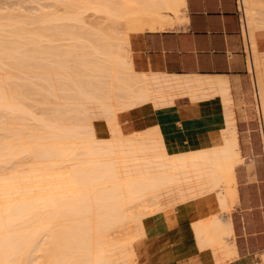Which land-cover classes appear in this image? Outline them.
<instances>
[{
  "label": "bare ground",
  "instance_id": "obj_1",
  "mask_svg": "<svg viewBox=\"0 0 264 264\" xmlns=\"http://www.w3.org/2000/svg\"><path fill=\"white\" fill-rule=\"evenodd\" d=\"M54 1L0 12V264H139V237L185 223L199 250L229 263L238 253L232 219L221 212L237 199L231 187L242 160L230 82L139 72L133 61L132 36L183 23L185 0H120V9L113 0ZM262 1L241 2L256 29H264ZM89 10L126 29L85 27L80 15ZM254 49L264 137L256 90L264 92V72L256 75L264 53ZM139 105L169 125L122 132L119 113ZM217 126L220 144L169 152L166 138L203 137ZM160 200L169 206L135 217L130 238H111L133 217L132 204Z\"/></svg>",
  "mask_w": 264,
  "mask_h": 264
},
{
  "label": "crops",
  "instance_id": "obj_2",
  "mask_svg": "<svg viewBox=\"0 0 264 264\" xmlns=\"http://www.w3.org/2000/svg\"><path fill=\"white\" fill-rule=\"evenodd\" d=\"M241 2L242 0H185V7L182 10V17L185 19L183 23L163 32H147L132 36L131 48L135 69L144 73L222 76L227 77L233 85L239 82L242 92L250 91L251 81L244 39L246 33L249 35V28ZM254 37L257 52L262 55L264 29H255ZM236 92L232 90V93ZM146 109L139 108L136 112ZM149 118L153 122L147 124L146 129L159 125L154 113ZM216 132H219L218 129H212L209 135L203 136L204 138L198 135L166 138L169 152L216 145L213 136ZM257 141L256 138L255 142ZM239 149L241 153L240 142ZM184 234L183 231L181 233L173 230L163 235H150L141 239L135 244L138 263L216 264L211 251L199 250L195 241ZM251 253L246 254L239 250V256L237 254L238 257L227 264H264V258L258 259L255 253ZM263 255L264 249L262 257Z\"/></svg>",
  "mask_w": 264,
  "mask_h": 264
},
{
  "label": "rangeland",
  "instance_id": "obj_3",
  "mask_svg": "<svg viewBox=\"0 0 264 264\" xmlns=\"http://www.w3.org/2000/svg\"><path fill=\"white\" fill-rule=\"evenodd\" d=\"M113 1H115V8L120 9L121 8L120 0H113ZM116 1H118L117 3L119 4V6H118V4H116ZM262 2H264V1H262ZM33 3H34V0L31 3H30V0H0V12H6L8 10L12 11L13 7H16V8L20 7L19 5H21V8L24 9L26 12L28 11V9H29L28 12H32V11L34 12L33 8L35 7L36 2L34 3V6H33ZM23 5H24V7H23ZM36 5H37V3H36ZM31 6L33 8H31ZM116 6H118V7H116ZM61 7L59 5V6L55 7L54 9H52V11H55V9H58L56 11H58L57 13H59V10L62 9ZM3 9H5L6 11ZM14 10H15V8H14ZM86 12H84V14L82 13L83 15L82 16L80 15V17L86 21V22L84 21L83 24L85 23L84 26L87 25L88 28L90 27L89 29H93V26L95 29H97V28L98 29H103V28L104 29H109V28L111 29V27H112L111 30L116 29L114 31L115 34H117V33L120 34V33H122L123 30L126 29V28L124 29V27L126 26L127 23H125L123 20H116L115 22H113L114 20L112 19L113 20L112 21L113 23H112L111 19H109L110 21L106 20L108 17H106L105 14L97 13L93 10H89ZM60 13H61V11H60ZM70 13H73V12L70 11ZM72 16H75V15H72ZM117 21L119 22V24ZM248 22H249V20H248ZM69 23H70V25H73V24H71L72 22H69ZM115 23H116V25H115ZM110 25H112V26H110ZM252 26L254 29L252 28ZM113 28H115V29H113ZM248 28H249L248 40H247L246 36L244 37V39H245V55H246V61H247V69H248V73H249V77H250V81H251V89L248 92H242L240 89L241 84L239 82L235 83V85H233L230 82L231 83V93H232V90L237 91L236 93H232L233 104H230L229 106L231 107L232 111L234 112V114H235L234 116L236 117V120H237L238 138H239V142H240L241 155H242V160L240 162V165H239V167L237 166L238 168H237L236 187H235V184H234V186L231 187L232 189H234V188L237 189L238 198L234 199V202L232 201L234 204L233 203L230 204V207L227 210L228 212L227 211L225 213L221 212V214H222V217L224 216L223 219H225V220L226 219H232V221H233L234 235L230 237L229 241L230 242L234 241L236 243V246L238 249V256H239V250H240V251H244V253H246V254H248L250 252H252L251 254L255 253L256 257L258 259L263 260L262 251L264 249V144H263L262 135L260 132L261 131V127H260L261 126V117H260V112H259V108L257 105L256 95H255L254 76H253L252 71L250 70L251 69L250 68V64H251L250 59H251V56H255L253 51L255 50L254 48L256 47V45L254 46V43H252L253 40H252L250 34H252L256 28L251 23L248 24ZM119 31H121V32H119ZM250 39H251V41H250ZM252 44H253V46H252ZM260 59H261L262 64L259 66L260 69L255 67L256 68V75L258 73L257 71L260 72V70H261L262 73L264 72L262 70V69H264V65H263L264 64L263 63L264 62V55L260 56ZM258 76H259V74H258ZM257 79H258V77H257ZM107 82H109L108 78H107ZM116 93H118V92H116ZM263 94H264V92H263ZM263 94H262L261 88L259 87L258 98H260L259 100L261 103V107H262V111H263V117H264V98H263L264 95ZM39 97H37V100L39 99ZM51 103H53V102H51ZM59 103H60V101H59ZM55 104H58L57 101H54V105ZM51 107H52V105H51ZM39 108H42V107L40 105H38V107H37L38 110L36 109L37 114H40ZM139 108L140 109L141 108L142 109L147 108V109L142 111V112H139L140 113L139 114L136 112L137 110H139ZM152 113H154V115H156V117H157L156 118L157 124H159L162 127H166L169 125L167 120L162 121L160 119V116L158 115V112L155 108H153L151 106L148 107L147 105L146 106L145 105H139V106H135V107L128 109V111H123V112L119 113L120 130H122V132H124L126 134H129V133L133 134V132L135 131L133 134L134 136L135 135L136 136L142 135L140 131L145 130L146 126H148L147 124L153 122L149 118ZM144 120L148 121V122H144ZM180 120H184V118H182ZM120 123H121V125H120ZM240 124H241V126H240ZM213 129H218V131H219L220 128L217 126V127H213ZM146 130H148V129H146ZM229 133L231 134V132H229ZM227 135L228 134L226 133V135H225L226 138L228 137L230 139L232 137V135H229V136H227ZM213 136H215V140H216L217 144H220L222 142L219 132H216ZM256 138L258 139L257 142H255ZM244 150L245 151L254 150V151L253 152H244ZM223 188H226V186L222 187V189ZM218 191L220 192L221 190L219 189ZM233 198H235V197H233ZM164 201H166V200H160V201H158V203L151 202V204L148 203L150 201H148L147 203L143 202L144 204H141L142 202L141 203L136 202V203L132 204V207H131L132 209L126 215H128V216L133 215L134 218L133 217H132L133 219L131 218V220L133 221L136 219L135 217H141L142 215H145V214L148 215L153 210L154 211L155 210L161 211V210H159V207L162 208L163 205H164V208L166 206H169L168 202L166 201L167 203L164 204ZM159 202H161V203H159ZM143 205L147 211L146 210L143 211V209H144ZM148 205H149V208L152 207V205L154 208L151 210V208L149 209L148 207H146ZM140 206H142L141 208H142L143 212L141 210H139ZM155 206H156V208H155ZM157 207H158V209H157ZM164 208H162V209H164ZM148 210H149V213H148ZM150 210H151V212H150ZM135 213H136V215H135ZM140 213H142V215ZM155 213H156V211H155ZM131 220H129V221L127 220L125 222V224H126L125 228L123 227L122 229H120L116 232L111 231L112 232L111 238L112 239L115 238L117 240L123 239V238H130L132 236L130 233H134V231L137 230L136 226H134V224H136V223L134 221H133L134 222L133 223ZM127 224H128V226H127ZM173 230H178L181 233H182V231L185 232L184 236L187 235V236L191 237L192 240L195 241V243L197 245L196 237L194 235L192 227L188 223L182 224V225L177 226L173 229H167V230L160 231V232H157L154 234L152 233L150 235H163V234H166V233L173 231ZM150 235H145V236L139 237V239H137L135 241V244L138 241H140L141 239L148 237ZM213 257L215 258L216 256L213 254Z\"/></svg>",
  "mask_w": 264,
  "mask_h": 264
},
{
  "label": "built area",
  "instance_id": "obj_4",
  "mask_svg": "<svg viewBox=\"0 0 264 264\" xmlns=\"http://www.w3.org/2000/svg\"><path fill=\"white\" fill-rule=\"evenodd\" d=\"M261 135H262V133H261ZM262 140H263V144H264V137H263V135H262Z\"/></svg>",
  "mask_w": 264,
  "mask_h": 264
}]
</instances>
